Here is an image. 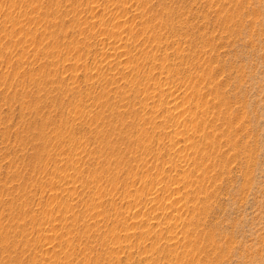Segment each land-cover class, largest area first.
<instances>
[{
	"label": "rangeland",
	"instance_id": "374dc122",
	"mask_svg": "<svg viewBox=\"0 0 264 264\" xmlns=\"http://www.w3.org/2000/svg\"><path fill=\"white\" fill-rule=\"evenodd\" d=\"M0 264H264V0H0Z\"/></svg>",
	"mask_w": 264,
	"mask_h": 264
}]
</instances>
